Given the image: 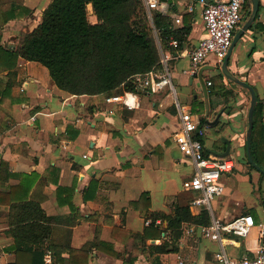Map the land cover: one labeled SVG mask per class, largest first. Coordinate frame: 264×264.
<instances>
[{
	"label": "crops",
	"instance_id": "crops-1",
	"mask_svg": "<svg viewBox=\"0 0 264 264\" xmlns=\"http://www.w3.org/2000/svg\"><path fill=\"white\" fill-rule=\"evenodd\" d=\"M52 1L12 0L9 8L0 2L3 46L17 48L22 36L42 22ZM248 2L234 36L251 16L253 2ZM259 4L256 19L232 47L227 69L250 84L264 105V0ZM203 8L200 0H160L158 11L170 16L175 27L192 25L182 49L164 51L176 94L141 87L139 93L73 95L58 88L38 62L19 58L13 70L0 67V78L17 99L0 103V264L16 261V253L7 248L14 243L8 234L11 192L20 187L18 197L30 189L28 201L56 218L50 242L43 245L62 248L66 259V247H71L87 251L88 264H220L215 258L219 243L201 230L212 221L209 212L208 224L184 221L177 239L166 219L154 221L155 212L174 215L178 205L187 206L195 217L205 211L191 205L198 193L185 186L194 163L178 146L182 112L208 125L204 144L209 154L219 156L229 144L227 156L236 161V170L221 177L225 192L214 202V217L227 223L252 215L256 221L246 237L223 234L228 253L233 258L253 256L264 245V172L247 154L251 92L230 80L212 57L203 66L214 67L203 74L207 117L199 72L186 73L191 68L188 53L207 36ZM162 70L163 64L156 69ZM115 96L122 98L107 101ZM125 99L139 106L129 108ZM209 131H214L212 138ZM209 144L217 150L210 151ZM154 225L160 237H154V229L145 234ZM168 242H175L178 250L172 251ZM52 257L48 249L46 262Z\"/></svg>",
	"mask_w": 264,
	"mask_h": 264
},
{
	"label": "trees",
	"instance_id": "trees-1",
	"mask_svg": "<svg viewBox=\"0 0 264 264\" xmlns=\"http://www.w3.org/2000/svg\"><path fill=\"white\" fill-rule=\"evenodd\" d=\"M90 4L96 23L88 18ZM13 15L12 11L10 16ZM191 30L190 23L175 27L172 18L158 10L150 18L143 0H53L44 11L42 22L22 36L17 48L3 46L0 34V67L13 70L19 58L38 62L48 69L58 88L73 95L139 93L134 77L159 68L162 52L175 54L182 49ZM172 40L178 41L177 49L170 45ZM11 95L12 87L0 78V103ZM251 145L254 161L264 170V105L260 101L254 110ZM261 175L264 177V173ZM22 189L13 188L11 192L8 234L14 243L7 249L16 253L13 264H88L87 251L66 247L70 253L66 259L62 248L43 245L50 242L51 224L56 218L28 201L30 189L24 197H18L16 193ZM159 217L168 221L175 239L181 236L184 221L210 222L208 211L195 217L187 206L180 205L174 215L155 212L154 221ZM153 229L154 237H160L155 225L145 234L149 236ZM166 245L172 251L178 250L175 242ZM48 249L52 251L51 262L45 260Z\"/></svg>",
	"mask_w": 264,
	"mask_h": 264
},
{
	"label": "built area",
	"instance_id": "built-area-1",
	"mask_svg": "<svg viewBox=\"0 0 264 264\" xmlns=\"http://www.w3.org/2000/svg\"><path fill=\"white\" fill-rule=\"evenodd\" d=\"M200 1L204 5L202 20L207 36L188 53L191 59V68L186 73L193 75L210 62L212 57L216 65H223L224 59L232 47L235 30L242 20L244 5L249 0H217L212 3L207 0ZM143 2L149 17L152 18V12L159 9L160 0H143ZM170 45L177 48L178 41L172 40ZM161 64H163L161 72L155 69L149 73L137 75L134 77L135 82L140 88L157 90L168 88L169 91L176 94L173 75L167 59L164 57V51L162 52ZM211 84L212 82L208 83V85ZM120 98L122 97L115 96L107 99V101ZM124 104L129 108L139 106L138 102L132 105L126 99ZM207 128L208 125L195 119L191 112L181 113L178 146L182 154L194 163V173L185 182V186L188 190L198 193L191 205L198 206L212 215L211 223L201 227L202 234L205 238L219 243V250L216 252L215 258L220 264H264V245L257 249L253 256L245 255L241 258L231 257L226 249L223 239L224 233L246 237L252 232L256 221L252 215L239 216L227 223L214 217V202L225 192L221 177L233 173L237 167L234 158L230 156L219 157L207 152L204 144ZM260 226L263 227L262 224ZM262 230L264 229L262 228ZM47 261H50V257L47 258Z\"/></svg>",
	"mask_w": 264,
	"mask_h": 264
},
{
	"label": "water",
	"instance_id": "water-1",
	"mask_svg": "<svg viewBox=\"0 0 264 264\" xmlns=\"http://www.w3.org/2000/svg\"><path fill=\"white\" fill-rule=\"evenodd\" d=\"M253 2V9H252V13H251V16L249 18V20L247 21V23L245 24V26L239 31L236 33V35L234 36V39H233V44H232V47L234 46V44L236 43V41L239 39V37L243 34V32L245 30H247L251 24L254 22V20L256 19V16L258 14V11H259V7H260V4H259V0H251ZM232 47L228 53V55L226 56V58L224 59V63H223V67H222V70H223V73L232 81H234L235 83L241 85V86H244L246 88H248L251 92V96H252V101H251V106H250V110H249V127H248V132H247V154H248V158L251 162V164L256 168L258 169L259 171L261 172H264V170L256 164V162L254 161L253 157H252V150H251V140H252V130H253V126H254V110H255V106L257 104V96H256V93L254 91V88L248 84L247 82L243 81V80H240L239 78L235 77L233 74H231L228 69H227V63H228V58H229V55H230V52L232 50ZM214 67H208V66H205V67H202L200 70H199V79L201 81V84H202V87L204 89V92L206 94V97H207V100H206V115L207 117L209 116L210 114V104H209V100H208V88H207V84L205 82V79H204V72L206 70H209V69H213ZM222 112L220 114H218L216 120H214L213 122H211L212 124H216L218 119L220 118ZM229 152H230V146L228 144V148L226 150V152L222 153V154H219L220 157H225L227 155H229Z\"/></svg>",
	"mask_w": 264,
	"mask_h": 264
},
{
	"label": "rangeland",
	"instance_id": "rangeland-1",
	"mask_svg": "<svg viewBox=\"0 0 264 264\" xmlns=\"http://www.w3.org/2000/svg\"><path fill=\"white\" fill-rule=\"evenodd\" d=\"M10 0H0V2H3L4 4H3V6H5L6 8H9V6H10V2L12 1H10ZM8 4H9V6H8ZM2 6V5H1ZM8 6V7H7ZM94 13H93V11H92V9H91V7L90 6H88V18H89V20L92 22L93 20H95V19H93L94 17ZM214 136V131H209V138H212ZM209 146H211L212 147V149H210V151H212V152H215L217 149L215 148V145H213V144H209Z\"/></svg>",
	"mask_w": 264,
	"mask_h": 264
}]
</instances>
